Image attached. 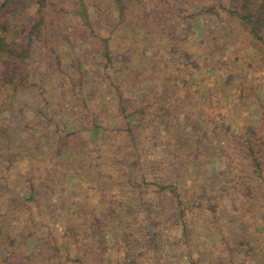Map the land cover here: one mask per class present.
<instances>
[{
	"label": "trees",
	"instance_id": "trees-1",
	"mask_svg": "<svg viewBox=\"0 0 264 264\" xmlns=\"http://www.w3.org/2000/svg\"><path fill=\"white\" fill-rule=\"evenodd\" d=\"M214 3L264 53V0ZM159 5L0 0V264H264L254 56Z\"/></svg>",
	"mask_w": 264,
	"mask_h": 264
},
{
	"label": "rangeland",
	"instance_id": "rangeland-1",
	"mask_svg": "<svg viewBox=\"0 0 264 264\" xmlns=\"http://www.w3.org/2000/svg\"><path fill=\"white\" fill-rule=\"evenodd\" d=\"M186 2H188L190 5H186ZM214 2L215 0H167V3L170 5L160 7V4L157 8V12H162L167 8L166 6H168V8H171V5L177 4V9H180L182 11V20L184 22L188 20L186 18V15L189 11L187 10H193L194 12H198L199 10L205 11L204 14H199L192 21L191 30L193 31V36L189 39L190 41L187 43V45L189 46H187V48L193 51V60H198V62L201 61V55H203L204 53L203 46L207 44L209 45L211 40L214 43L218 44V46L220 47L224 43H236L234 47L229 49V51L232 52L230 55H228V57H230V61L240 59L242 53L250 57L254 56V59L252 60L253 68L249 69L244 67L242 71L243 76L245 75L246 78H242L246 80V82L244 81L246 85L254 83L256 92L260 95V98H264V53L262 52V48L260 50L258 44L256 45L246 33L240 31L242 29L240 28V26H237L234 21L226 17V15L224 14L223 16H221V14L216 11V3ZM147 8L149 10H153L154 6H150ZM213 8L216 11L214 13H212ZM101 10L105 11V14H107L108 12L106 5L104 4H101ZM232 27L235 28V32H231ZM223 28L226 29L228 35L222 38L219 34L215 33H220ZM25 30L26 29L23 24H17L16 28L13 30L14 33L17 32V41L20 43H23L22 37L25 35ZM178 31H180L179 26ZM89 48L91 50V53H89L88 55H94V52H92V48ZM216 73L218 72L209 71L207 68H202L195 75H193V80L196 82H200L199 78L201 75H215ZM67 120L69 121V119ZM92 137L95 139H99L100 135L97 133H93Z\"/></svg>",
	"mask_w": 264,
	"mask_h": 264
}]
</instances>
